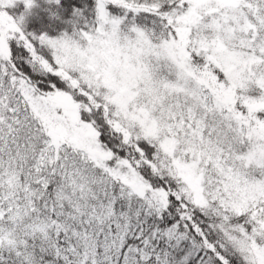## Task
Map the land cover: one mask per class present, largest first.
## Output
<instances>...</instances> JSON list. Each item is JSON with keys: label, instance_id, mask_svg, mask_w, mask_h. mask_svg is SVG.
Listing matches in <instances>:
<instances>
[{"label": "snow or ice", "instance_id": "6c2138e0", "mask_svg": "<svg viewBox=\"0 0 264 264\" xmlns=\"http://www.w3.org/2000/svg\"><path fill=\"white\" fill-rule=\"evenodd\" d=\"M43 3L0 0V264H264V0Z\"/></svg>", "mask_w": 264, "mask_h": 264}, {"label": "trees", "instance_id": "16d2710c", "mask_svg": "<svg viewBox=\"0 0 264 264\" xmlns=\"http://www.w3.org/2000/svg\"><path fill=\"white\" fill-rule=\"evenodd\" d=\"M40 7L33 10L32 15L28 18L27 27L31 31H49L51 34L55 35L62 31L65 27L61 22L53 20L49 17V14L44 10L45 5L43 0H37ZM23 10V5H20L17 14Z\"/></svg>", "mask_w": 264, "mask_h": 264}]
</instances>
